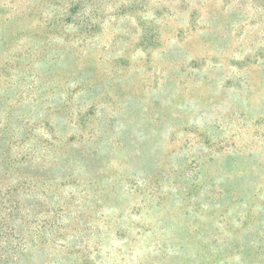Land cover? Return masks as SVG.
I'll return each instance as SVG.
<instances>
[{"label":"rangeland","instance_id":"rangeland-1","mask_svg":"<svg viewBox=\"0 0 264 264\" xmlns=\"http://www.w3.org/2000/svg\"><path fill=\"white\" fill-rule=\"evenodd\" d=\"M69 8L0 0L25 264H264V0Z\"/></svg>","mask_w":264,"mask_h":264},{"label":"trees","instance_id":"trees-1","mask_svg":"<svg viewBox=\"0 0 264 264\" xmlns=\"http://www.w3.org/2000/svg\"><path fill=\"white\" fill-rule=\"evenodd\" d=\"M67 1L70 8L62 16L64 18L61 21L72 24L75 23L74 17L79 16L75 24L87 26V20L81 21V19L85 16L91 0ZM5 145L0 139V172L6 171L12 163ZM27 186V182L20 178L12 184L5 185L0 182V264H25L30 249L29 244L36 243V238H39L38 233L29 232L26 223L29 208L25 199L30 197L25 192ZM29 238L32 240L29 241Z\"/></svg>","mask_w":264,"mask_h":264}]
</instances>
